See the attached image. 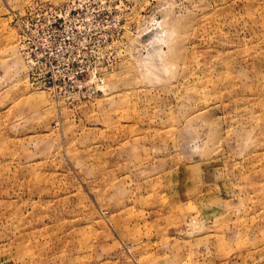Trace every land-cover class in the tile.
<instances>
[{
	"label": "rangeland",
	"instance_id": "obj_1",
	"mask_svg": "<svg viewBox=\"0 0 264 264\" xmlns=\"http://www.w3.org/2000/svg\"><path fill=\"white\" fill-rule=\"evenodd\" d=\"M0 264H264V0H0Z\"/></svg>",
	"mask_w": 264,
	"mask_h": 264
}]
</instances>
